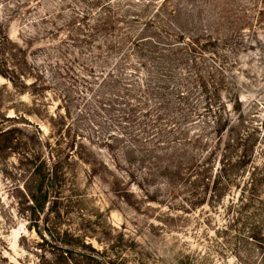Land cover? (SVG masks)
<instances>
[{"label": "rangeland", "instance_id": "rangeland-1", "mask_svg": "<svg viewBox=\"0 0 264 264\" xmlns=\"http://www.w3.org/2000/svg\"><path fill=\"white\" fill-rule=\"evenodd\" d=\"M0 264H264V0H0Z\"/></svg>", "mask_w": 264, "mask_h": 264}, {"label": "trees", "instance_id": "trees-1", "mask_svg": "<svg viewBox=\"0 0 264 264\" xmlns=\"http://www.w3.org/2000/svg\"><path fill=\"white\" fill-rule=\"evenodd\" d=\"M187 41H190V43H192L194 45L196 44L195 40H193L192 38H187V40L178 41V43H175V44L176 45H189ZM156 43L160 44L159 42H156ZM172 46H175V45H172ZM188 47H189V49H191L190 46H188ZM31 196L33 197V195H31Z\"/></svg>", "mask_w": 264, "mask_h": 264}]
</instances>
